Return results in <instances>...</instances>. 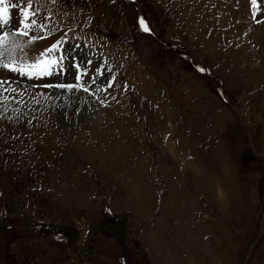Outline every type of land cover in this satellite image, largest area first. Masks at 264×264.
I'll use <instances>...</instances> for the list:
<instances>
[{"label": "rangeland", "instance_id": "rangeland-1", "mask_svg": "<svg viewBox=\"0 0 264 264\" xmlns=\"http://www.w3.org/2000/svg\"><path fill=\"white\" fill-rule=\"evenodd\" d=\"M22 1L0 85L76 89L113 148L0 115V264H264V0Z\"/></svg>", "mask_w": 264, "mask_h": 264}, {"label": "bare ground", "instance_id": "bare-ground-1", "mask_svg": "<svg viewBox=\"0 0 264 264\" xmlns=\"http://www.w3.org/2000/svg\"><path fill=\"white\" fill-rule=\"evenodd\" d=\"M22 20L25 22H27L28 20L31 26L38 28L44 23L45 19L43 17H36L33 11L30 12L27 10V15L24 12L22 15ZM234 20H232V22L230 23H231V27L234 29V32L236 33L235 37L237 39H242L243 35L249 33V29L251 28L241 22ZM5 42L6 40L3 43H1L0 46H2V44H4ZM0 57H4V54L2 52L0 53ZM93 61L96 62L97 59L89 60V63L97 67L98 66L97 62L95 64ZM32 80L37 81L35 79V76H32ZM0 90H1L0 115L6 117L8 121L12 120V121L20 122L22 127L25 126L28 127L29 124L30 125L44 124L47 127L46 128L47 132L45 133V135L47 134V136L49 134L51 135V131H52L51 129L56 123L59 124L62 122L63 124L62 123L61 124L64 125L65 128L62 129L58 128L56 132L58 131L64 132L69 128L70 129L81 128L83 130L81 131V135L78 134L79 132H74V131L72 134L78 136V138L80 139H83L82 137L84 132L85 133L88 132V134L92 135L93 140L105 144L106 147H109L110 149L113 148V144L109 143V140L111 139V135L107 134L108 132L107 129L109 128V126L103 123L102 118L97 113L88 112V108L84 103L85 95L77 92L76 89L75 90L69 89L68 90L69 92H66L65 89H58V88L57 89L46 88L40 90V88L37 89L36 86L35 89H31L28 87H22L15 84H10V85L2 84L0 85ZM3 90L4 92L2 94ZM74 111H77L79 113H77V115L75 114V116L73 117L72 124H74V126H72L70 118L72 114H74L73 113ZM172 142L175 143L173 140ZM168 146L171 147L173 145L171 142H169ZM183 159H184L183 164L188 165L189 163L187 159L185 157ZM190 164L191 166L195 167V165L192 164L191 162Z\"/></svg>", "mask_w": 264, "mask_h": 264}, {"label": "snow or ice", "instance_id": "snow-or-ice-1", "mask_svg": "<svg viewBox=\"0 0 264 264\" xmlns=\"http://www.w3.org/2000/svg\"><path fill=\"white\" fill-rule=\"evenodd\" d=\"M4 2H5V0H0V4H4ZM251 3H252V5H253L254 8H258V7H259V5H258V0H251ZM3 11H4V9H0V12H3ZM142 23H143V22H142ZM145 30H147V29H145ZM25 34H26V33H25ZM48 51H51V49H49ZM39 55H40V57H43L45 54H44V53H41V54H39ZM41 62H42L41 59L38 58V59L34 62V64H33L32 66L39 65ZM0 67L8 68V67H10V65H8V64H4V63L0 62ZM12 70H13V71H17V69H16L15 67H12ZM69 87H72V86L70 85ZM84 90L87 91V88H85Z\"/></svg>", "mask_w": 264, "mask_h": 264}]
</instances>
